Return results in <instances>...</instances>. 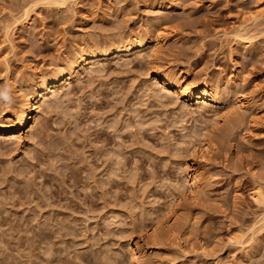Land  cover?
Returning <instances> with one entry per match:
<instances>
[{
	"label": "rangeland",
	"instance_id": "rangeland-1",
	"mask_svg": "<svg viewBox=\"0 0 264 264\" xmlns=\"http://www.w3.org/2000/svg\"><path fill=\"white\" fill-rule=\"evenodd\" d=\"M43 1L0 0L1 123L4 108L23 110L34 72L53 75L76 51L103 56L39 103L23 139L0 134V264H135V245L144 264H264V199L252 197L264 190V18L246 46L223 36L264 0ZM34 3L31 23L6 36ZM135 35L154 52L111 53ZM168 71L210 83L219 112L160 91ZM192 166L203 185L178 204Z\"/></svg>",
	"mask_w": 264,
	"mask_h": 264
},
{
	"label": "bare ground",
	"instance_id": "bare-ground-1",
	"mask_svg": "<svg viewBox=\"0 0 264 264\" xmlns=\"http://www.w3.org/2000/svg\"><path fill=\"white\" fill-rule=\"evenodd\" d=\"M40 1H43V0H39V2ZM46 1L48 2L49 0H46ZM46 1H43V2L46 3ZM52 1L54 2V4L56 3L58 4V0L56 1L50 0L49 2H52ZM69 1L72 2L73 0H59V2L61 3L59 4L63 5ZM47 4L48 3H46V5ZM31 6L24 7V10H22L23 11L22 14H20L21 13L20 12L19 16L13 17L11 24L10 25L8 24V26L6 27V30H5L6 36H8L10 33L12 34L11 31L14 32L15 29L20 28L19 27L20 25H24L23 22L25 24L31 23L30 21L32 17L30 16H31V13L34 11L33 6L35 7V3L34 5L32 4ZM36 6H38V3ZM262 18H264V8L253 16L248 15L246 18H243L244 21L241 24H239V27L237 26V28L234 31L224 32L223 36L226 39L224 41L231 40L232 43L234 42V45L241 44L243 46H246L247 44L251 43L254 38L253 36L248 34V29L252 25H255V24L257 25L258 22H261ZM133 39H134L133 41H130L129 39L124 40L123 42L114 41L115 43L112 44L113 47L110 48L111 53L116 56H119V58H122V57L126 58L127 56L132 55L135 52L136 48H137V51L139 50L143 52L144 50L148 48L149 50L151 49V51H153V48L155 47L151 44L152 39L148 35H145V36L137 35ZM97 47H98L97 49L101 48L103 51L107 49L105 48L106 46H103L101 44L98 45ZM97 52H93V51L74 52L69 63L68 64L66 63L67 66L66 67L63 66L64 68H62L58 72L55 70L56 73L53 75L42 74L40 73L41 71L37 72L35 69L36 72H34V74L29 78V80L25 81L26 83H24L25 87L27 86V89L25 88L26 90L21 98V101L24 107L23 110L20 109L21 111L13 112L11 110L10 111L7 110L6 108L8 107L3 109L2 117L7 122L6 123L0 122L2 125V126L0 125V134H5V135L15 134L18 136V139H23L24 130L30 127L31 124H33L32 123L33 114L36 112L37 109L41 108L42 104H40L39 106V103L42 102V100H45V102H46V99L50 100V97L53 94L58 93L59 91L61 92V89H64L65 87L73 85L75 81H78L80 78H82L83 76L82 74H84V72L87 71V69H91V68L93 69L95 66L97 68V65L100 64V63L99 64L97 63L98 59L101 56H103L102 51L98 50ZM173 75L174 73L169 72V71L159 73L156 75V80H157L160 91L179 93L181 96L187 95L189 97L188 102L190 103L191 106L199 110H203V111L213 110V111H217V113L219 112L217 108L221 106L222 100H220V98L217 97L216 95L217 93L215 94L213 90V86L210 83L205 82L201 86H190V85L188 86V84H184V82H182L181 80H177L176 79L177 77L174 78ZM184 79H186V77H184ZM13 89L16 92L17 86L14 87L13 85ZM236 104H239L240 107H250L252 110L256 111V109H254L253 104L249 101L238 100ZM204 141L201 144L200 158L207 160L208 155H209V151H208L209 145ZM191 168L192 169L189 172H187V175H186L190 195L189 197L184 196L185 198L179 197V199L177 197L176 200L178 201V204H180L181 202L184 203V201H187L188 204L193 203L195 201V198L197 199V196L199 194L198 193L199 189L203 185V179H204L202 176L203 172H201L200 169H198L197 167L192 166ZM253 194L254 195L252 197H254L255 200L259 201L258 203H260L261 200L264 199V190L261 187H257L256 189H254ZM262 218L264 219V217ZM159 233L155 229H150L148 233L146 234V236L149 240L156 241L159 237ZM238 238H240V236ZM242 238L243 236H241V240L232 239L233 243L246 245L247 243L245 242L244 239L242 240ZM146 254H147V251L144 248H141L140 246L135 245L133 247V256H134L135 264H144V262L146 261L145 259Z\"/></svg>",
	"mask_w": 264,
	"mask_h": 264
}]
</instances>
